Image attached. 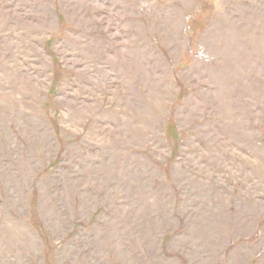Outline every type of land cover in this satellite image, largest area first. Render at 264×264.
<instances>
[{"label":"rangeland","instance_id":"rangeland-1","mask_svg":"<svg viewBox=\"0 0 264 264\" xmlns=\"http://www.w3.org/2000/svg\"><path fill=\"white\" fill-rule=\"evenodd\" d=\"M0 264H264V0H0Z\"/></svg>","mask_w":264,"mask_h":264},{"label":"trees","instance_id":"trees-1","mask_svg":"<svg viewBox=\"0 0 264 264\" xmlns=\"http://www.w3.org/2000/svg\"><path fill=\"white\" fill-rule=\"evenodd\" d=\"M57 18H58V21H59V22L63 21V18H62L61 15L57 14ZM50 40H51V42H52V37L49 38L48 40H46V42H47L46 48L49 46V47H48L49 50H48V49H47V50H48L49 53L51 54V52H50V51H51V50H50V43H51ZM53 89H54V88L52 87L51 90H50V92H52ZM50 104H51V103H50ZM50 104H48V105H50ZM54 123H57L56 120L54 121Z\"/></svg>","mask_w":264,"mask_h":264}]
</instances>
